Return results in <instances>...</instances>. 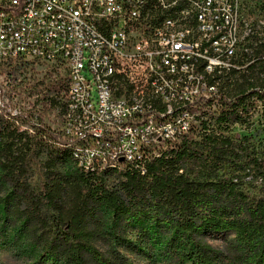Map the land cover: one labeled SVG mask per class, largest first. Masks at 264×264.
Listing matches in <instances>:
<instances>
[{
    "label": "built area",
    "instance_id": "1",
    "mask_svg": "<svg viewBox=\"0 0 264 264\" xmlns=\"http://www.w3.org/2000/svg\"><path fill=\"white\" fill-rule=\"evenodd\" d=\"M249 11L246 0H0V70L46 66L64 81L63 143L83 170L144 161L221 113L222 79L254 62Z\"/></svg>",
    "mask_w": 264,
    "mask_h": 264
},
{
    "label": "trees",
    "instance_id": "2",
    "mask_svg": "<svg viewBox=\"0 0 264 264\" xmlns=\"http://www.w3.org/2000/svg\"><path fill=\"white\" fill-rule=\"evenodd\" d=\"M254 43V62L236 74L235 90L243 98L249 91L248 95L264 99V40ZM224 104L227 109L211 117L219 123L246 122L234 110L238 104ZM5 122L0 116V142L8 140L0 146V165L15 201L10 212L24 219L26 232L41 246V264H135L111 244L117 242L129 251L137 248L123 234L105 229L104 211L128 221L133 217L150 221L157 231L175 232L166 242L172 256L168 264H264V159L244 156L243 145L229 135L208 133L206 121L200 131L208 143L204 149H194L186 134L144 161L101 171L83 170L67 146L47 147L45 137L57 141L50 127L34 128L30 135ZM37 152L48 156L41 163L46 165L44 172ZM189 162L213 171L227 165L228 171L192 177L185 171ZM67 163L76 170L67 174L56 169ZM36 169L37 191L29 181ZM253 171L261 178L258 194L244 190L241 180L244 172ZM223 232L233 234L234 240L220 253L207 237ZM180 234L191 235L192 241L181 242L175 238ZM101 241L110 244L107 250L99 246Z\"/></svg>",
    "mask_w": 264,
    "mask_h": 264
},
{
    "label": "rangeland",
    "instance_id": "3",
    "mask_svg": "<svg viewBox=\"0 0 264 264\" xmlns=\"http://www.w3.org/2000/svg\"><path fill=\"white\" fill-rule=\"evenodd\" d=\"M246 1L250 10V18L255 17L257 22L255 41L264 40V0ZM2 70H0V116L6 121L5 123L18 132L27 131L30 135L35 133L34 128L47 126L51 129L60 130L61 126V144L58 142L59 135L57 133L59 132L56 133L57 141L45 137L43 142L46 146L54 145L53 143L57 146L63 145V118L62 113L61 116L59 114V103L62 101L65 90L64 81L58 80L55 74L49 73L46 66L29 67L24 71L3 72ZM62 75L63 71L61 70ZM235 76L222 79L221 91L225 98L220 101V105L223 110L227 109L224 104L225 101L235 102L238 104L234 109L238 114L237 116H243L246 118V122L244 124L237 122L219 123L217 117H208L199 119V123L206 121L208 133H223L231 136L237 143H241L244 147V152H242L244 156L264 159V99H259L255 95H248L249 91L245 93L246 98L237 94ZM200 131L202 129L199 128V131L187 134V138L194 149H204L208 145L207 141L202 138L205 133ZM180 141L181 138L175 140L174 143ZM6 142L8 140L0 142V146H4ZM38 153H40L38 164L44 172L46 165L41 163H45L48 156L44 152ZM227 168L226 165L213 171L203 166L193 165L191 162L185 165V171L192 177L198 178H205L208 175H212V177L226 175ZM56 169L70 174L76 170V166L73 163H67L58 165ZM235 173H238L237 170ZM244 173L241 176L244 190L251 194H258L256 187H260L261 178L255 171L247 172L248 174ZM39 174L40 170L36 169L32 170L29 175V181L36 191L40 182ZM228 174H231V170ZM7 178L8 176H5L0 165V264H34L36 262L41 264L40 259L43 260V257L41 258L43 252L41 246L36 244L31 235L26 232L23 226L24 219H19L10 212L15 201L12 185ZM115 179V176H109V180L115 181ZM102 218L105 229L113 233H121L135 243L137 247L135 251H129L119 243L111 242L113 247L120 250L132 263L168 264L172 260L166 242L172 235H177L175 232L157 231L155 225L150 221L136 217L128 221L127 218L116 216L109 211H104ZM175 238L182 239L181 242L183 243L192 241V236L189 234L183 236L180 234ZM207 240L217 252L221 253L226 251L227 245L234 240V235L227 232L213 233L207 237ZM109 245L105 241L99 243V246L104 250H107Z\"/></svg>",
    "mask_w": 264,
    "mask_h": 264
},
{
    "label": "bare ground",
    "instance_id": "4",
    "mask_svg": "<svg viewBox=\"0 0 264 264\" xmlns=\"http://www.w3.org/2000/svg\"><path fill=\"white\" fill-rule=\"evenodd\" d=\"M153 3H160V0H153ZM137 100H146V93H137ZM194 113V106H179V114H192ZM160 123H171V115L165 114H155L153 115V124ZM88 129H95V121H87ZM99 137L89 136L88 145H98ZM63 146L69 147L73 152V157L76 161H78L79 148H76L74 143H64ZM79 167L83 168L81 163L77 162ZM122 165H126L125 162H115L104 164L101 169H106L109 167H120Z\"/></svg>",
    "mask_w": 264,
    "mask_h": 264
}]
</instances>
